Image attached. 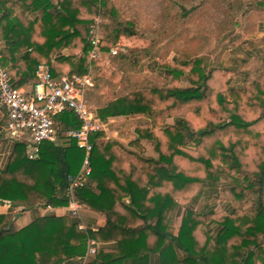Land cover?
Masks as SVG:
<instances>
[{
  "label": "trees",
  "instance_id": "obj_1",
  "mask_svg": "<svg viewBox=\"0 0 264 264\" xmlns=\"http://www.w3.org/2000/svg\"><path fill=\"white\" fill-rule=\"evenodd\" d=\"M105 6L106 0H0V39L4 43L0 66L9 68L12 87L21 83L33 87L36 67L42 63L49 66L53 77L90 74L92 85L86 89L84 102L95 117L99 121L125 118L115 124L119 137H126L129 126L136 124L138 139L130 144L136 146L141 139L154 146L157 158H145L143 149L136 154L116 140L105 139L101 132L92 135L89 181L97 183L99 195L86 185L74 196L81 205L105 214L99 241L143 238L146 252L161 254L163 264H264V50L238 61L230 71L217 62L216 55L211 66L200 57L158 63L153 55L146 64L149 85H138V80L131 84L121 66L137 65L141 51L117 53L118 68L110 71L101 59L89 61L90 44L77 30L78 25L93 22ZM225 10L232 32L240 31L238 40L253 36L264 23V0H228ZM38 12L40 17L30 19ZM189 14L183 12L184 17ZM115 26L101 42L103 54L120 37L139 35L129 23L116 22ZM222 41L221 54L236 45L226 38L219 45ZM63 50L72 55L62 56ZM142 52L150 54L149 50ZM160 66L167 75L164 78L156 72ZM234 80L243 87H232ZM183 81L188 86H181ZM248 83L254 85L253 92L245 90ZM135 117L141 119L131 122ZM167 118H172V125L165 124ZM55 121L66 129L79 127L70 112ZM68 141L65 146L43 142L36 160H29L25 145L16 143L7 167L0 170V204L9 206L6 214H0V264H73L84 256L87 239L75 218L38 214V208L68 205L67 176L78 172L83 159L75 141ZM115 172L139 174L137 181H123L121 188L126 191L121 197L104 187L111 181L119 189ZM238 175L244 177L242 181L236 180ZM221 176L232 181L224 192L237 206L245 197V184L248 192L257 187L251 209L233 207L225 215L186 209L177 235L169 234L174 208L193 205ZM253 179L255 185L250 183ZM127 196L131 204L127 210L133 215L129 223L113 211L115 202ZM15 208L31 211V222L15 228L11 215ZM209 223L220 227L215 236L206 231ZM177 251L184 259H178ZM115 252L104 256L97 251L96 257L101 264H121L138 257L125 248Z\"/></svg>",
  "mask_w": 264,
  "mask_h": 264
},
{
  "label": "rangeland",
  "instance_id": "obj_2",
  "mask_svg": "<svg viewBox=\"0 0 264 264\" xmlns=\"http://www.w3.org/2000/svg\"><path fill=\"white\" fill-rule=\"evenodd\" d=\"M227 2L228 0H106V6L101 9V15L96 16L94 21L97 18L100 19L103 40L116 27V22H120L123 25L127 23L132 25L139 35L120 37L116 46L112 49H117L118 53L121 54L141 51L138 55L139 62L137 65L124 63L121 66L122 72L126 79H130L131 84L138 80V85L144 83L149 85V81L145 78L148 75L146 64L153 55L160 60L158 63L163 61L170 62L173 58L185 60L187 57H200L206 66L212 65L215 60L213 57L216 55L218 57L217 62H222L226 66L230 65L229 61H224V54L219 52L224 42L222 41L219 45V41L226 38V41L233 40V42L237 43V35L240 31L236 28L235 33L232 32L233 29L229 25V15L225 10ZM184 11H190V14L184 17ZM40 16L41 13L38 12L37 14H32L30 19ZM94 21L86 25L77 26L81 38L88 39L87 29L90 25H93ZM262 29L264 31V23H262ZM254 45H260V41H255ZM245 48L252 49L249 47ZM143 50H149L150 54L148 56L145 55L142 52ZM61 55L69 56L72 53L69 50H63ZM116 60V56H112L109 53H105L101 57V62L110 71L118 68ZM156 72L158 76L164 78L162 67ZM257 75L259 76L260 73ZM249 84L245 85V90L253 92L254 85L251 86ZM180 85L188 86L184 81ZM232 85V87L240 89L243 87L242 83H237L235 80ZM243 178L242 175H238L236 180L242 181ZM221 179L223 183L232 182L230 178L228 180L225 176H221ZM251 192L249 194L251 196H248L249 198H246L241 204L244 210L253 201L252 197L254 196H252ZM22 212L24 211L20 208H15L11 211L15 228L21 226V221H18L16 225L15 222L17 220L16 217H19ZM26 216L22 217V221H25Z\"/></svg>",
  "mask_w": 264,
  "mask_h": 264
},
{
  "label": "crops",
  "instance_id": "obj_3",
  "mask_svg": "<svg viewBox=\"0 0 264 264\" xmlns=\"http://www.w3.org/2000/svg\"><path fill=\"white\" fill-rule=\"evenodd\" d=\"M37 14V13H36ZM264 38V31L262 29V25H260L256 31V33L253 36L243 37V39L238 40L235 47H231L230 49L226 50L223 55L224 61H229L230 65L226 66L223 65L224 69L230 71L232 68H234L238 61H244L247 58H251L258 54L259 52L264 50L263 44H261V40ZM260 41V45H258L256 48L252 49H246L245 44L253 45L255 41ZM4 47L3 41L0 39V49ZM8 70L9 68L6 67ZM164 77H166V73H164ZM229 77L233 78V74L229 73ZM183 83V82H182ZM181 83V84H182ZM92 85V81H91ZM32 88V86H28L26 83H21L17 89L23 90V91H29ZM140 117H135L131 120L138 121L140 120ZM125 118H108L106 121H101L105 125V129L101 132L105 135V139H111L116 140L120 144L123 145L128 150H131L132 152L139 154L140 149H143L142 156L145 158H151L156 159L157 155L154 152V146L152 142H148L147 140H139L138 145L132 146L130 142L135 141L138 139V135L136 132L137 125L131 124L129 126L128 135L126 137H119L118 131L116 129V123L124 121ZM5 122V114L0 109V170H3L7 167L12 152L14 150V146L16 143L24 144L25 147H27L29 143L28 137H23L20 140H14L9 139L2 131L3 124ZM166 125H172L173 120L172 118H167L165 120ZM57 145H68L69 141L66 138L59 137L56 141H54ZM151 150V151H150ZM121 160V159H120ZM117 158V162H118ZM121 162L124 164L123 160ZM119 164H121L119 162ZM115 177L120 180V183L118 184V188H116L115 184L113 182H107L104 187L106 190H113L117 193L118 196L124 195V189L123 187V181H137L139 179L138 173H114ZM109 181V179H108ZM251 185H255L257 183L256 179H253L250 181ZM87 187L90 191H92L95 195H99V190L97 189V183L94 181H89L87 184ZM232 187V185L228 182L223 183L221 177L219 179L218 184L211 185L203 194L201 198L197 200L193 205L185 207L177 205L173 213L171 215V220L169 222V225L167 226V232L171 234L172 236H176L178 233V229L181 224V220L183 217L184 212L186 209H189L192 212H203V213H216V214H228L231 212L233 207H238L242 211H248L251 209L252 205L256 202L257 196H258V189L257 187L253 188L250 192L252 193V202L250 203L249 207H245V210L242 209L241 204H243V201L246 198H249L248 196L250 192H248L247 184L243 186V191H245V197L239 202L238 206L234 205L233 202L226 199L225 190ZM124 190V191H123ZM149 190V188H148ZM255 194V195H254ZM115 206L113 208V211L118 214L119 217L124 218L126 223H129L130 219L133 215L130 214V212L127 210L131 207L130 199L127 197H124L121 199V201H116ZM80 205V216L79 219H76L77 221V227L78 230L82 231L86 235V239L89 237L96 241V252L102 251L104 256L116 254V250L125 248L129 249L133 252H135L138 257H133L129 259H125L121 264H163V257L159 253H147V241L143 238H124L117 241L109 240V241H99V229L103 227L106 223V216L104 213L99 212L98 210H94L92 208H88L86 206ZM106 207V206H105ZM107 208V207H106ZM9 210V206L5 203L0 204V214H6ZM53 214L57 217H63L66 215H70L67 207L63 208H38V214L44 215V214ZM26 216L25 221H22V217ZM18 217V216H17ZM16 217L15 225L18 223V221H21V226L18 228H22L29 224L32 220L33 213L31 211H24L22 214L19 215V217ZM133 219V218H132ZM131 219V220H132ZM118 222V221H117ZM134 222V220H133ZM138 221L136 219V224H138ZM148 224H153V221H148ZM206 231H208L212 236H215L216 233L219 232L220 227H218L215 223H209L205 226ZM87 242V240H86ZM168 242V241H167ZM166 242V243H167ZM87 243H86V252L84 256L81 259H77L73 264H87L92 261H97V263L101 264L103 263L101 258L96 257L95 255H88L87 254ZM178 259H184L185 255L181 252H176ZM102 256V255H101Z\"/></svg>",
  "mask_w": 264,
  "mask_h": 264
},
{
  "label": "built area",
  "instance_id": "obj_4",
  "mask_svg": "<svg viewBox=\"0 0 264 264\" xmlns=\"http://www.w3.org/2000/svg\"><path fill=\"white\" fill-rule=\"evenodd\" d=\"M100 19H95L88 27L89 61L101 59ZM118 50L111 49L115 56ZM36 83L29 91L12 87L9 70L0 66V109L5 114L3 133L9 138L20 140L28 137L26 155L29 160H36L39 147L43 142H54L59 137L73 140L83 152V159L77 173L67 176L66 193L69 197L67 210L71 217L79 219L80 205L75 200V191L85 187L91 175V137L102 132L105 125L88 109L84 102L87 87L91 86L90 74L84 76L53 77L47 64H39L35 70ZM70 112L79 122L77 129L59 126L55 118ZM88 255H95L97 243L87 238Z\"/></svg>",
  "mask_w": 264,
  "mask_h": 264
}]
</instances>
